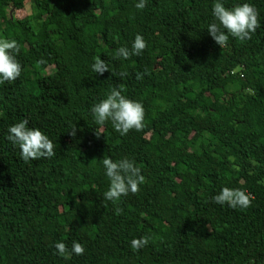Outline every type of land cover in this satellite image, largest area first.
I'll use <instances>...</instances> for the list:
<instances>
[{
	"label": "trees",
	"instance_id": "1",
	"mask_svg": "<svg viewBox=\"0 0 264 264\" xmlns=\"http://www.w3.org/2000/svg\"><path fill=\"white\" fill-rule=\"evenodd\" d=\"M27 1L0 0V39L18 42L22 66L0 84V264H264V0H222L253 4L261 27L221 48L207 32L215 0H31L14 17ZM137 34L142 53L114 59ZM121 86L145 110L144 128L126 135L91 112ZM22 119L54 156L21 159L6 137ZM104 156L134 161L140 191L104 199ZM224 187L245 190L251 206L213 202ZM73 240L83 255L56 252Z\"/></svg>",
	"mask_w": 264,
	"mask_h": 264
},
{
	"label": "clouds",
	"instance_id": "2",
	"mask_svg": "<svg viewBox=\"0 0 264 264\" xmlns=\"http://www.w3.org/2000/svg\"><path fill=\"white\" fill-rule=\"evenodd\" d=\"M146 6V0H139L135 5L137 9H143ZM213 22L207 26V32L221 47L227 45L229 35L238 40L244 41L251 39V34L261 27L259 13L256 7L250 3L236 4L231 8L225 7L222 0H215L212 6ZM147 47L146 41L140 34L135 35L131 48L124 46L115 50L114 59H129L131 56H138ZM20 46L16 40L0 39V84L4 82L11 83L21 74L22 66L16 59L19 54ZM41 59L37 64H44ZM92 71L103 75L108 71V65L99 56L94 58ZM144 73L137 72L135 78L142 80ZM121 78L128 75L127 72L119 73ZM123 87L113 88L110 93L96 102L91 107L95 123L103 125L106 121L111 120L115 131L121 135H126L130 130L141 131L144 128L145 110L143 105L122 94ZM29 121L22 119L8 128L7 140L13 145L18 146L20 157L24 162L30 160H39L41 158H51L56 153L54 144L49 137L40 129L28 126ZM76 126L73 125L69 135L75 136ZM102 133L95 130V135L99 137ZM102 164L105 169V175L108 178L109 186L104 193V199L117 202L123 196L129 193L135 194L140 191V185L145 182V177L141 175V170L135 162L128 158H122L114 161L108 156H104ZM252 199L249 193L240 188H222L219 193L212 197L213 202L225 205L235 209H247L251 206ZM122 209L117 207L116 214H122ZM150 237L144 236L131 241V248L139 251L149 243ZM54 248L61 256L83 255L84 245L73 240L71 250L63 242H55Z\"/></svg>",
	"mask_w": 264,
	"mask_h": 264
},
{
	"label": "rangeland",
	"instance_id": "3",
	"mask_svg": "<svg viewBox=\"0 0 264 264\" xmlns=\"http://www.w3.org/2000/svg\"><path fill=\"white\" fill-rule=\"evenodd\" d=\"M31 11H32V1L28 0L25 3V6L23 9L14 11V17H17V18L24 17L25 15L31 13ZM52 70H53V68H51V67L47 68V72H51Z\"/></svg>",
	"mask_w": 264,
	"mask_h": 264
}]
</instances>
